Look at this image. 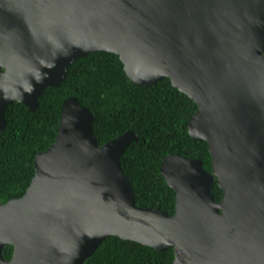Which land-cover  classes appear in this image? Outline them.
I'll return each instance as SVG.
<instances>
[{
    "label": "water",
    "instance_id": "1",
    "mask_svg": "<svg viewBox=\"0 0 264 264\" xmlns=\"http://www.w3.org/2000/svg\"><path fill=\"white\" fill-rule=\"evenodd\" d=\"M103 51L136 85L170 79L196 102L189 132L212 171L171 154L175 213L138 206L122 156L139 135L100 145L94 113L68 97L26 194L0 202V264H85L110 237L173 249L174 264H264V0H0V129L12 103L35 112Z\"/></svg>",
    "mask_w": 264,
    "mask_h": 264
},
{
    "label": "trees",
    "instance_id": "2",
    "mask_svg": "<svg viewBox=\"0 0 264 264\" xmlns=\"http://www.w3.org/2000/svg\"><path fill=\"white\" fill-rule=\"evenodd\" d=\"M71 96L94 113L93 133L100 145L131 130L139 135L122 156V168L138 206L175 213L176 192L160 170L163 159L171 154L198 159L212 171L209 144L189 132V122L198 110L196 102L170 79L138 86L128 77L118 55L96 52L75 62L59 87L48 88L35 112L19 102L9 106L6 128L0 129L2 204L26 194L35 177V158L55 142L62 104ZM213 193L219 202L224 193L217 182ZM13 251V246L5 248L7 260ZM174 260L173 249L157 251L110 237L85 264H174Z\"/></svg>",
    "mask_w": 264,
    "mask_h": 264
},
{
    "label": "clouds",
    "instance_id": "3",
    "mask_svg": "<svg viewBox=\"0 0 264 264\" xmlns=\"http://www.w3.org/2000/svg\"><path fill=\"white\" fill-rule=\"evenodd\" d=\"M39 102H40V100H39Z\"/></svg>",
    "mask_w": 264,
    "mask_h": 264
}]
</instances>
